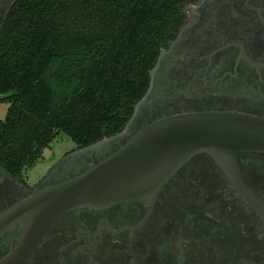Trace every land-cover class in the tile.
Here are the masks:
<instances>
[{
    "label": "flooded vegetation",
    "instance_id": "obj_1",
    "mask_svg": "<svg viewBox=\"0 0 264 264\" xmlns=\"http://www.w3.org/2000/svg\"><path fill=\"white\" fill-rule=\"evenodd\" d=\"M18 1L0 0V35ZM185 12L149 71L147 91L125 133L94 151L65 153L32 185L0 165V218L35 190L83 171L159 118L194 111L264 118V0H196ZM234 157L235 163H219L208 153L193 156L152 206L127 201L66 212L25 264H264V221L230 169L264 201V151ZM23 236L18 221L0 227V260Z\"/></svg>",
    "mask_w": 264,
    "mask_h": 264
},
{
    "label": "trees",
    "instance_id": "obj_2",
    "mask_svg": "<svg viewBox=\"0 0 264 264\" xmlns=\"http://www.w3.org/2000/svg\"><path fill=\"white\" fill-rule=\"evenodd\" d=\"M196 0H19L0 35V165L21 178L59 134L122 132Z\"/></svg>",
    "mask_w": 264,
    "mask_h": 264
},
{
    "label": "water",
    "instance_id": "obj_3",
    "mask_svg": "<svg viewBox=\"0 0 264 264\" xmlns=\"http://www.w3.org/2000/svg\"><path fill=\"white\" fill-rule=\"evenodd\" d=\"M134 116L135 112L122 132L71 155L120 138ZM245 150L264 151V118L233 111H194L154 120L115 151L69 178L35 190L1 217L0 227L18 221L24 236L0 264H25L59 217L70 210L127 201L152 206L163 185L193 156L208 153L219 163H235L234 154ZM230 169L237 188L264 221V201Z\"/></svg>",
    "mask_w": 264,
    "mask_h": 264
},
{
    "label": "rangeland",
    "instance_id": "obj_4",
    "mask_svg": "<svg viewBox=\"0 0 264 264\" xmlns=\"http://www.w3.org/2000/svg\"><path fill=\"white\" fill-rule=\"evenodd\" d=\"M9 104L0 103V120H4ZM76 148V145L64 134H59L57 138L51 142L48 148L43 150L42 157L32 166L24 170L23 177L29 184H34L52 165L58 161L62 155ZM51 156V160H45V157Z\"/></svg>",
    "mask_w": 264,
    "mask_h": 264
}]
</instances>
